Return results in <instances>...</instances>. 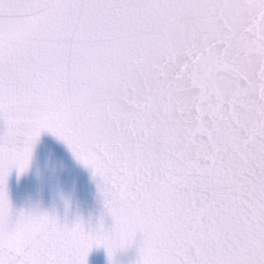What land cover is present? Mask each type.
<instances>
[{"label": "snow or ice", "instance_id": "6c2138e0", "mask_svg": "<svg viewBox=\"0 0 264 264\" xmlns=\"http://www.w3.org/2000/svg\"><path fill=\"white\" fill-rule=\"evenodd\" d=\"M42 132L110 228L13 215ZM264 264V0H0V264Z\"/></svg>", "mask_w": 264, "mask_h": 264}, {"label": "water", "instance_id": "95a60500", "mask_svg": "<svg viewBox=\"0 0 264 264\" xmlns=\"http://www.w3.org/2000/svg\"><path fill=\"white\" fill-rule=\"evenodd\" d=\"M6 193L13 215L37 209L56 215L62 222L80 218L86 228L103 218L110 228L98 190V179L78 162L67 145L54 135L42 132L33 146L28 168L18 174L13 168L6 180ZM140 237L133 245L118 250L111 264H136ZM87 264H109L103 246H93Z\"/></svg>", "mask_w": 264, "mask_h": 264}]
</instances>
